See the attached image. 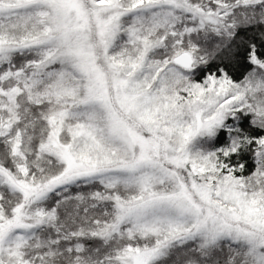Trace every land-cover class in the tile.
I'll return each instance as SVG.
<instances>
[{"label":"snow or ice","instance_id":"6c2138e0","mask_svg":"<svg viewBox=\"0 0 264 264\" xmlns=\"http://www.w3.org/2000/svg\"><path fill=\"white\" fill-rule=\"evenodd\" d=\"M0 264H264V0H0Z\"/></svg>","mask_w":264,"mask_h":264}]
</instances>
